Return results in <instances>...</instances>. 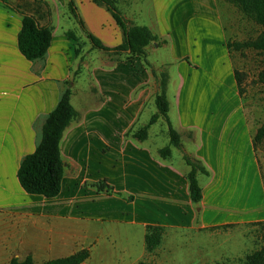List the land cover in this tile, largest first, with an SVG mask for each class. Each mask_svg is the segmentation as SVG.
I'll list each match as a JSON object with an SVG mask.
<instances>
[{
    "label": "crops",
    "instance_id": "crops-1",
    "mask_svg": "<svg viewBox=\"0 0 264 264\" xmlns=\"http://www.w3.org/2000/svg\"><path fill=\"white\" fill-rule=\"evenodd\" d=\"M44 1L48 7L10 0L41 26L53 28L48 53L36 62L19 49L22 16L0 6V264L28 256L40 264L84 249L90 258L83 264H138L147 253L149 226L163 227L165 240L170 232L264 223V175L253 142L258 128L252 127L240 97L221 2L118 3L128 20L167 41L147 48L157 72L161 53L178 61V86L171 95L170 83L167 87L170 121L184 152L210 172L209 177L198 176L203 199L195 205L184 154L176 164L172 148V156L162 159L163 148L147 143L152 126L144 142L126 138L131 129L146 127L157 112L159 86L150 69L140 59L93 50L69 11V0ZM73 1L87 31L105 47L123 44V31L106 7L93 0ZM69 32L82 43L79 57ZM77 69L71 104L80 119L68 127L61 143V193L52 199L30 195L18 180L21 162L35 152L64 82ZM147 109L149 117L142 122ZM101 181L114 192H98L94 185Z\"/></svg>",
    "mask_w": 264,
    "mask_h": 264
},
{
    "label": "trees",
    "instance_id": "trees-1",
    "mask_svg": "<svg viewBox=\"0 0 264 264\" xmlns=\"http://www.w3.org/2000/svg\"><path fill=\"white\" fill-rule=\"evenodd\" d=\"M36 3L48 5L44 0H34ZM120 0H93L98 6H104L113 16L116 24L122 29L124 42L115 48L105 47L100 40L87 31L80 18L73 0H69L68 8L71 15L77 21L80 30L90 42L93 50L104 52L108 56H122L127 60L140 59L147 69H150L154 79L157 81L159 91L155 95L157 112L152 116L149 124L137 131L131 129L126 138H132L137 142H144L148 138L149 128L162 121L167 126L169 145L159 151L162 159L166 160L172 156V148L183 151V159L190 171L187 175L189 183L190 198L193 204L199 205L203 199V191L198 176L200 174L209 177L210 172L198 159L184 152L181 143V135L173 128L170 117V105L167 97V87L170 76L166 72H157L148 60L147 48L155 44L163 47L167 41H161L148 27L139 26L128 20L118 8ZM245 17L253 21L262 32L255 40L245 42L227 41V47L232 54L234 51L253 50L264 53V0H227ZM0 6L19 13L22 16V29L19 33V49L22 55L30 62L43 60L50 48L53 38V28L41 26L39 20L28 13L21 11L19 6H14L10 0H0ZM50 14V9L48 10ZM68 37L77 44V56L79 57L83 46L74 33L69 32ZM188 61V60H187ZM77 69L74 75L63 84L61 99L57 107L47 116L43 127L42 137L34 153L23 158L19 171L18 180L22 189L30 195L44 196L48 199L56 198L62 190L64 178V162L62 159L61 143L65 131L72 122L79 120L80 115L71 104L73 85L76 76L80 73ZM240 95L243 94L242 77L238 70L235 71ZM264 82V73L261 75ZM254 147L264 145V124L260 126L254 135ZM98 192L112 194L113 188L105 181L94 185ZM257 225H264L257 224ZM165 229L160 226H149L145 237V248L147 253H153L160 248L164 241ZM90 258V251L81 250L69 257L60 258L40 264H83ZM10 264H38L31 256L25 260L12 259ZM245 264H264V248L248 255Z\"/></svg>",
    "mask_w": 264,
    "mask_h": 264
},
{
    "label": "rangeland",
    "instance_id": "rangeland-1",
    "mask_svg": "<svg viewBox=\"0 0 264 264\" xmlns=\"http://www.w3.org/2000/svg\"><path fill=\"white\" fill-rule=\"evenodd\" d=\"M14 5L18 0H11ZM221 2V12L225 27L233 42L255 40L262 32L261 27L245 17L227 0ZM236 70L242 77L243 107L252 127L256 130L264 124V53L253 50L233 52ZM159 58L161 71L171 76L169 94L178 86L180 74L175 61L168 52L161 53ZM160 71V72H161ZM82 81V80H81ZM83 83V81H82ZM169 96V95H168ZM153 112L155 107L151 108ZM147 109L141 119L149 117ZM167 126L160 121L151 127L147 143L155 149L169 145V139L164 134ZM256 153L261 162L264 175V145L256 147ZM182 150L173 149L172 160L178 164L181 161ZM264 248V225L229 228L216 231L170 232L163 245L153 253H146L138 264H245L248 255Z\"/></svg>",
    "mask_w": 264,
    "mask_h": 264
}]
</instances>
